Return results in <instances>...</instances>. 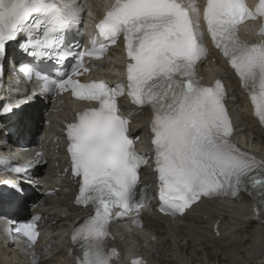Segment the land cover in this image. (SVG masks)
<instances>
[{"label": "snow or ice", "instance_id": "snow-or-ice-1", "mask_svg": "<svg viewBox=\"0 0 264 264\" xmlns=\"http://www.w3.org/2000/svg\"><path fill=\"white\" fill-rule=\"evenodd\" d=\"M80 12L76 0H0V54L6 41L19 32L42 28V39L27 41L34 49L30 54L36 55L39 48L48 56L55 53L63 58L58 47L61 33L78 20ZM202 15L214 46L242 87L251 89L255 115L264 125V42L249 45L237 37L242 20L264 17V0L254 11L243 0H206ZM200 17L194 0H115L96 25L98 39L92 41V51L78 56L99 59L97 50L102 53L108 42L123 36L126 84L81 83L71 76L51 82L62 91L71 86L76 98L99 104L67 126L72 173L80 178L76 203H91L95 209L73 234L74 242L78 236L88 241L80 264H109L116 253L105 251L107 224L113 215L123 216L142 206L136 199L138 169L146 158L136 152L126 134L128 120L118 114L116 100L121 95L126 94L137 107L152 110L150 127L163 214L182 215L202 197L235 198L241 190L264 205V163L230 140L232 125L222 83L206 87L195 75L196 63L207 56ZM260 36L264 37V29ZM79 67L83 65L78 63ZM20 71L30 77L33 68L23 64ZM113 208L121 211L113 213ZM17 231L36 242L34 223Z\"/></svg>", "mask_w": 264, "mask_h": 264}, {"label": "bare ground", "instance_id": "bare-ground-1", "mask_svg": "<svg viewBox=\"0 0 264 264\" xmlns=\"http://www.w3.org/2000/svg\"><path fill=\"white\" fill-rule=\"evenodd\" d=\"M195 2V0H194ZM250 25L245 24L240 27V31H244L251 38ZM244 34V35H246ZM208 72L220 73L218 68L210 67ZM230 88L234 87V82L229 79ZM6 87L10 91L18 90L15 82H9ZM6 94L7 93V90ZM236 96V100L231 101L232 108L235 110V118L241 121L239 125L238 136H240L239 149L254 157L257 162L264 163V135L256 129V127L244 116H246L241 108L242 99L238 93H232L230 99ZM43 103V100H41ZM41 103H30L27 108L18 109L15 117L9 119L6 123H11L16 129V133L22 136H31L33 130L40 126L42 121L43 106ZM40 106V107H39ZM141 115V116H140ZM138 125L140 126L144 120L145 115L140 114ZM243 126H248V130H242ZM249 132L251 137H246L244 132ZM135 135H140L143 139L145 131L139 130ZM62 148L61 141L54 143L50 149L55 151ZM63 164L61 159H54L49 166L52 171H56V165ZM39 167V166H38ZM32 180V179H30ZM143 181V189L150 191L152 187V177L148 172H143L141 175ZM65 183V190L71 189L70 182ZM1 189L6 190L0 195V215L3 211L4 204H11L12 199L8 198V194L12 195L17 201H23L26 197L35 192V187L27 184L23 186V192H16L7 184H2ZM64 197L47 198L45 199L46 206H53L54 202L61 201L60 207H68V204L63 202ZM247 200L244 197L239 200H222L220 198L203 200L193 206L190 210L186 211L181 217L175 220H169L167 217L155 216L158 220V225H152L153 222L147 223L148 230L145 231V239L151 240L152 258L149 251L148 258L150 261L147 264H196L198 263V254L205 253L213 248L209 243L219 244L222 247L234 245V256L228 261L221 256L219 258L204 259L202 264H264V226L256 228L254 225H247L250 219L247 210ZM54 209V206L48 211ZM36 211H31V214ZM70 219L57 223L53 227L52 222L55 218L50 219L44 225L42 230L46 231L51 240L57 245H61L64 241L67 242L65 233H71L72 228L76 227L77 219H84L82 213H76L67 209ZM73 212V213H72ZM45 213V212H44ZM62 213L66 214L65 211ZM43 214V213H42ZM129 229L132 225L129 224ZM161 230L162 232H160ZM63 234V235H62ZM151 235V236H150ZM62 236L64 238L62 239ZM139 248V247H137ZM130 250L126 253L128 254ZM189 252L191 254L189 255ZM6 256L0 254V264H11L14 262L18 255L11 254L10 251L5 250ZM52 252L48 253L51 256ZM82 254V253H81ZM137 254V253H136ZM133 254V255H136ZM61 258L54 259L56 254L50 258L41 259L38 253H34L28 258V264H72L71 257H69L68 250L60 254ZM47 256V255H45ZM137 256L145 257L142 254ZM147 258V259H148ZM212 262V263H211ZM113 264H126L123 260L113 261Z\"/></svg>", "mask_w": 264, "mask_h": 264}, {"label": "rangeland", "instance_id": "rangeland-1", "mask_svg": "<svg viewBox=\"0 0 264 264\" xmlns=\"http://www.w3.org/2000/svg\"><path fill=\"white\" fill-rule=\"evenodd\" d=\"M210 247L213 248L212 251L209 250L205 253H199L198 256V263L196 264H202L204 262V259H210L212 260L213 258H219L220 256L222 258H225L227 261L234 256V245L231 246H226V247H222L219 244H213V243H209ZM191 254V252H189V255ZM212 263V262H211Z\"/></svg>", "mask_w": 264, "mask_h": 264}]
</instances>
